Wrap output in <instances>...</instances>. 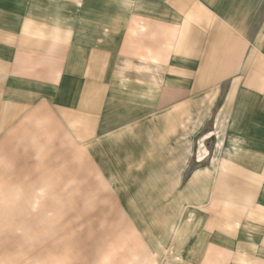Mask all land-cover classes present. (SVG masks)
Here are the masks:
<instances>
[{
  "label": "rangeland",
  "instance_id": "obj_1",
  "mask_svg": "<svg viewBox=\"0 0 264 264\" xmlns=\"http://www.w3.org/2000/svg\"><path fill=\"white\" fill-rule=\"evenodd\" d=\"M77 1L75 18L59 8L52 39L90 55L74 69L91 65L97 80L79 94L63 84L56 96L79 98L75 110L44 103L0 134V264H264L247 258L264 251L244 244V220L228 221L229 203L242 218L252 201L231 163L243 151L227 137L237 125L227 100L240 87L213 68L212 49L187 61L178 27L165 32L141 0ZM82 112L92 114L86 126L73 115Z\"/></svg>",
  "mask_w": 264,
  "mask_h": 264
},
{
  "label": "crops",
  "instance_id": "obj_2",
  "mask_svg": "<svg viewBox=\"0 0 264 264\" xmlns=\"http://www.w3.org/2000/svg\"><path fill=\"white\" fill-rule=\"evenodd\" d=\"M90 2L84 0L83 4L89 5ZM141 2L149 6L148 11L156 17L163 16L165 32L178 27L176 36L179 41L175 48L181 49V55L187 61H198L202 52L200 49H212L213 64L219 61V66L213 68L227 71L221 75L230 77V84L240 87L239 94L231 96L235 104H231V99L227 100L235 111L233 118L238 125L227 126V137L229 145L233 143L236 150L243 151V157L235 158L231 163L243 167L244 180L248 181H245L242 196L251 197L252 201L236 211V215H244L242 218H232L235 207L232 209L229 203L228 221L236 224V220H244V231H241L245 233L244 244L249 241V247L259 246L264 251V0H162L158 2L163 5L162 15H156L153 9L157 1ZM76 4L80 1L0 0V134L16 132L44 103H59L57 109L62 111L77 108L74 102L79 98L63 99L56 96L58 91L63 92V84L73 81L79 85V94L82 84L84 87L92 86L97 80L91 65L84 74L74 69L75 63L77 66L83 63V68H86V62L91 61L90 55L81 54V49H59L60 45H55L52 39L61 29L59 8H71L68 18H75ZM86 16L83 14V17ZM45 25L47 30H44ZM70 27L76 31L74 25ZM65 33L71 34V29L65 30ZM167 37L164 38V48H167ZM147 47L156 48L153 42ZM184 49L186 55L183 54ZM187 49H195L197 56L188 55L193 50ZM103 61L104 57L101 58ZM100 86H104L103 81ZM85 91L91 92L88 87ZM111 100L114 103V98ZM100 108L102 105H99ZM88 111L91 113L90 109ZM87 113L73 115L75 118L83 115L86 126L92 118V114ZM105 115L108 117L107 112ZM233 196L237 197V190ZM248 222L258 224L254 226L257 229L250 230L258 233H246L244 225ZM214 244L213 247H216ZM217 250H220L219 247ZM248 256L252 261L264 259V254L260 252H252Z\"/></svg>",
  "mask_w": 264,
  "mask_h": 264
}]
</instances>
